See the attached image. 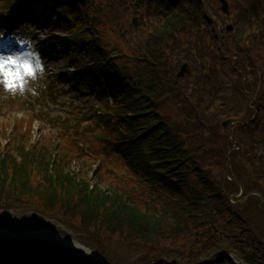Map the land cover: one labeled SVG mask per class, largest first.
I'll return each mask as SVG.
<instances>
[{
    "label": "rangeland",
    "instance_id": "1",
    "mask_svg": "<svg viewBox=\"0 0 264 264\" xmlns=\"http://www.w3.org/2000/svg\"><path fill=\"white\" fill-rule=\"evenodd\" d=\"M2 2L3 0H0V8ZM247 3V0H230V10L234 14L249 12ZM83 4V9L86 10L84 12L85 24L91 26L95 32L100 33L114 50L122 53V56L118 55L119 63L125 66L127 75L135 84L145 85L148 79H152L153 73L151 70H156L158 78L157 80H150V85L155 90L153 101L157 105V111L178 127L184 143L186 140H192V142L185 144L186 147L192 151H198L200 155L205 157L208 164L207 169L212 174V182H216L218 187H227L226 192L229 197L241 194L236 180L247 183V186L246 184L244 186V193L239 198L246 201L237 204L235 209L240 213L238 215L239 219H237L228 218L227 213L223 211L213 213L212 204L202 198L187 200L188 209L186 213L194 209V213L200 216L188 220L184 217L185 214L177 209L170 212L178 215L179 220L184 217L181 224H179L183 228L180 233L184 232V236H177L173 240V244L166 245L165 242H161L160 245H165L164 247L151 248L150 245L138 241H128L124 237L128 235L127 233L116 232L110 234L102 229L94 230L93 228L84 230L78 219L71 220L66 215L62 214L61 216L57 211H48V214L53 218L44 215L45 219H37V221L45 222L49 228L53 229L54 227L61 233L69 234L71 240L81 245H87L100 251L103 255L111 258L115 264H155V260L161 257V254L183 255L186 258L184 260L193 261L210 254L214 247L217 248L215 251L225 249L236 259H239L241 255L234 252L235 246L240 250L242 248L243 252H247L248 245H251L250 249L256 251L257 255L264 261V204L257 197L259 194L253 193L261 191L259 193L264 196L262 186L264 182L260 177V173L264 172V127H262V124H264V111H261L260 115L257 116L256 120H259L263 115V121H258L260 125H255L256 128L247 125L238 126L233 123H229L227 127L223 125L227 119L232 117L240 121L241 119L248 120V116L252 115L253 107L264 110V90L258 83H255L261 76V68L257 71L255 61H251V58L241 61V69L244 73L240 75L238 87L242 88L248 82L253 83L248 93L238 89L239 94L250 101L248 114H245L244 118L238 119L235 114L243 108L247 110V104L240 96L234 95L229 98L226 105L220 104V106L214 100L206 104L204 98V104L201 103L202 106H207V109L214 111V114L204 116L202 111L197 113L190 109L189 105L186 106L185 103H180L179 98L185 99L183 91L190 78L187 77V71L183 76H179L183 65L187 67L188 65L184 64L177 53L171 54L173 43L164 37L159 39L162 40L161 44L157 40H152L153 33L146 34L147 30L143 26L148 24L145 18L138 16L137 23L133 24L132 20L136 16L135 12L137 9H141L142 6H132L130 2H122L121 0H86ZM13 6V8H16V3ZM10 8H2L0 12L4 14L12 13L13 11ZM39 9H41V12L35 19L37 22L30 20L26 27L36 33L38 44L43 49H46L48 44L51 43L52 46L49 49L54 51L55 57L54 62L50 63V68L55 66L56 71H61L62 84L55 82L57 87L50 91L48 99L37 110L33 103H26L23 100H19V105H16L3 104L0 99V142L10 139V142L6 145V147L9 146L8 154H10L16 147L18 149V145L26 144L29 136H23V134L30 135V132L34 140L38 138V146H41L42 141L46 139L50 149L60 152L57 168L64 166V170L72 172L81 180L89 177L87 171L101 168L102 175H96L95 181L92 180L93 183L97 182L104 189L108 188L111 183H116L114 187L133 190L138 205L148 203L141 198V185L138 182L134 179H128V182L123 183L122 180L119 181L120 178L117 175V173L122 174L125 172L124 162L119 159L118 153L110 147V140L106 138V134L111 133V129L104 120L105 112L99 111V105L114 109L112 94L107 92L110 100L109 104L106 102V98L101 103L99 97L95 96L94 91L83 85L85 77L77 72L75 63L70 62L72 47L58 41L57 35L59 33L53 30L55 28L49 27L48 13L50 9L45 1H41ZM52 20L55 22L54 19ZM227 22L228 19L225 18L223 24L225 25ZM80 33L71 36V39ZM262 37L264 38V35ZM179 40L181 41L179 43L180 47H184L189 51L198 46L190 35L181 34ZM262 42L263 55L258 57L260 61H264V39ZM157 53H160L159 59L153 60V63H151V57ZM73 55L76 54L73 53ZM244 55L247 56L245 53ZM118 56H113V58ZM175 60L177 64L174 63ZM51 71L55 73L53 70ZM185 79H188V81ZM66 86L69 87L68 90ZM227 90L231 92L232 88ZM2 93L3 90L0 87V96H3ZM251 94L256 98L254 102L251 101ZM102 96L106 97L105 94ZM236 97L239 98L235 100ZM33 119L34 123H30ZM189 123H198L199 126L196 127L195 132L184 136L186 131L195 130ZM15 126L19 131L12 137ZM34 140L32 143H34ZM16 141H19V143H16ZM1 154L4 158V152H1ZM65 154L71 159V162L66 161L67 165H65ZM259 154H262L263 159L256 163L252 160V157ZM15 157L16 160H21L23 156L21 153ZM250 157L251 160H248ZM99 162L100 165L97 168L96 165ZM256 166H258L257 170L255 169ZM234 200L236 201V199ZM21 205H32L44 210L43 201L27 200L23 201ZM205 209L207 211L205 215H202ZM155 211L159 213L157 209ZM32 212H34L32 209L25 206L10 213L19 216L20 214H30ZM158 217H161V215L158 214ZM166 222L167 226L165 228L168 230H164L161 235L173 237L171 228L168 226H172V223L177 222L170 220ZM215 222L216 224H214ZM241 223L247 224V226H243ZM237 225H241V228H237ZM156 239L159 240L158 237ZM228 240L239 243L235 246L229 245L226 243ZM218 245L228 246L219 248ZM54 250L56 251L51 249V259L57 261V258H59L58 261L61 263L72 261L73 256L86 257L82 253H75L70 250ZM215 251L213 254L216 253ZM243 257L253 263L250 257Z\"/></svg>",
    "mask_w": 264,
    "mask_h": 264
},
{
    "label": "trees",
    "instance_id": "2",
    "mask_svg": "<svg viewBox=\"0 0 264 264\" xmlns=\"http://www.w3.org/2000/svg\"><path fill=\"white\" fill-rule=\"evenodd\" d=\"M167 1L169 5L178 7V9L176 11L168 10L163 18L157 20L162 21L163 24L165 23L161 28L159 26L154 27V31L159 29V32L156 34V40L159 41L158 43L161 44L162 40L159 39L160 37H164L173 43L171 48L175 53H178V50H184L186 54H189V50L180 47L179 43L181 41L179 40V36L189 30L187 28L188 26H194L197 29V26H201L202 23H205L206 26H210V29L208 30L210 39L214 40V42L217 40L213 33V24L210 19L207 16L205 21L198 19V14L205 18V11L201 9L200 2L197 3V0ZM187 2L197 3L194 7L193 14L190 9H186L183 6V4ZM213 47L218 50L217 46L214 45ZM201 50L206 52V56L204 58L197 57L193 59V63L200 69L196 72L198 77L201 78L199 82H201L203 78L209 80L212 82L211 84H213L214 79H217L219 75V69L216 62L218 55L215 52L216 57L215 59L213 58V55L211 54L213 48L211 46L201 45ZM241 50L244 52V47H241ZM201 54H203V52ZM155 56L156 60H158L160 53H157ZM190 56L192 55L184 57L186 61H191L189 58ZM214 62L216 63L214 64ZM151 72L154 75V80H156L158 75L152 70ZM230 74H235V71L230 70ZM127 97V106L129 108L138 109L139 111L143 110L141 101V99H144L143 91L140 89L136 91L128 90ZM149 118L156 121L155 123L161 121L160 117ZM150 119L144 118V126H148L145 128L146 130L155 127L151 124ZM179 136L180 133L178 127L171 122L165 121L160 128H156L146 134L141 143L136 141L132 143L133 148L130 149L132 156L128 155V157L126 156L125 158L130 171L135 174L129 172V175H136L142 179V174L144 177L148 176L149 179H156L158 181L157 183L160 182V186L163 184V187L160 188V192L167 197H170L172 200L175 199L174 207L181 213H184V217L188 220L193 217L197 218L200 215L195 214L194 209H192L191 213L187 214V209L184 208L183 200L192 199V196L195 197L197 190L198 193L203 190L204 200L209 201L212 204L213 210H211L213 213H220L224 209L232 207L227 198L218 191L212 182V174L208 169H205L206 163H200L204 159L198 158L194 154L184 151ZM17 142L19 143V141H16V143ZM51 150L49 143L44 139L42 145H36L32 150L31 157H28L25 160L26 167L18 166L16 163L14 154L20 155L22 152L21 148L18 147L17 149L16 147L13 151L17 153L8 154L6 162L14 163L18 172H21L19 178L23 180V182L20 183L22 194L28 189L27 180L31 178H39V181L43 183L51 182V178L48 177L43 170L48 168L47 166L52 157ZM49 155L51 156L50 158ZM193 161H196V163H193ZM28 166H30V169H27ZM255 169L257 170L258 166H256ZM63 171L62 167L60 171H58L57 176L61 183L65 181V191L67 193L76 191L80 200H75L71 197L66 199L65 197L58 196L56 199L50 197L48 200L49 202L51 199H55L59 200L62 206L70 209L78 210L83 208L86 213L90 214V222H93L96 226H100L101 223V226H104L113 232H127L129 236L140 238V240L145 241L144 243L146 244L160 247L161 242L171 238L161 235L164 230H168L165 228V226H167L166 221L168 220L177 222L172 223V226H168L171 228L172 234L176 237L184 236V232L180 233L183 228L179 226L184 217L179 220L178 215L170 213L166 214L165 212L158 213L155 211L156 208L152 206L151 203L144 204L141 207L137 204V201L134 198L136 195L133 193V190L119 189V187H114L113 185H109L107 189L95 187L91 192V197L86 198V194L88 193L87 182L80 178L76 179L75 175L71 176L69 174L68 176H65ZM261 176L264 178V172H261ZM75 180H77V184ZM207 185H209L208 188ZM39 192L44 193L43 191ZM45 192L47 193L48 191ZM56 193L57 192H52L51 196H55ZM153 193L154 192L149 191L148 196H152ZM144 195L145 194H141V198H143ZM206 209L203 211L202 215H205L207 210L209 211V209ZM230 213H233L232 209L230 210ZM158 214H160L161 217H158ZM157 237L159 240L156 239ZM218 246L219 248L222 247L220 245ZM1 249L2 248H0V250ZM216 249L217 248L214 247L210 254H207L198 260L194 259L193 261L184 260L186 258L183 255L176 256L172 254L170 257V254H161V258H165L162 259V264H168L170 258H176L174 264H234L228 257L221 256L224 249H218L215 251ZM214 251L216 252L215 254H213ZM243 254L244 253H242V256ZM243 258L245 259V257ZM204 260L208 262H204ZM246 264L252 263L247 261Z\"/></svg>",
    "mask_w": 264,
    "mask_h": 264
},
{
    "label": "snow or ice",
    "instance_id": "3",
    "mask_svg": "<svg viewBox=\"0 0 264 264\" xmlns=\"http://www.w3.org/2000/svg\"><path fill=\"white\" fill-rule=\"evenodd\" d=\"M34 75L35 67L30 62L13 57L7 59L0 57V77H3L10 90L22 88L25 76Z\"/></svg>",
    "mask_w": 264,
    "mask_h": 264
},
{
    "label": "clouds",
    "instance_id": "4",
    "mask_svg": "<svg viewBox=\"0 0 264 264\" xmlns=\"http://www.w3.org/2000/svg\"><path fill=\"white\" fill-rule=\"evenodd\" d=\"M33 78H34V77H33ZM0 87H3V85H0ZM24 87H27V82H25ZM24 87L20 88L21 94H22L23 91H24ZM33 94H35V92H34Z\"/></svg>",
    "mask_w": 264,
    "mask_h": 264
}]
</instances>
